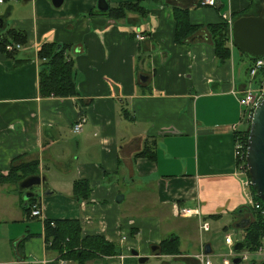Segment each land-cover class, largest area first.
<instances>
[{"label":"crops","instance_id":"0c3cea01","mask_svg":"<svg viewBox=\"0 0 264 264\" xmlns=\"http://www.w3.org/2000/svg\"><path fill=\"white\" fill-rule=\"evenodd\" d=\"M107 2H139L144 10L114 19L100 13L98 0L0 3V174L17 158L38 159L48 181L25 198L0 175V264H76L45 240V222L62 219L79 220L82 236L102 235L121 249L88 264H197L196 254L208 246L211 258L213 245L200 218L177 215L176 205L199 207L209 222L229 217L225 236L248 218L234 126H247L239 97L252 61L231 42L232 55L219 60L206 26L223 13L264 14V0ZM174 7L190 9L203 30L177 43ZM10 29L27 34L25 43L12 41L23 45L19 61L1 47ZM45 43L65 46L78 95L41 96L38 51ZM79 116L87 121L78 133ZM144 148L153 157L136 156ZM77 180L88 181V199L74 195ZM47 188L54 192L44 195ZM34 204L42 217L31 216ZM162 246L167 252L156 255Z\"/></svg>","mask_w":264,"mask_h":264},{"label":"trees","instance_id":"16d2710c","mask_svg":"<svg viewBox=\"0 0 264 264\" xmlns=\"http://www.w3.org/2000/svg\"><path fill=\"white\" fill-rule=\"evenodd\" d=\"M251 8L244 12L235 14L234 19L250 13ZM144 7L139 5V2H125L116 6L110 7L105 12H100L114 19H122L132 11H143ZM253 15V14H249ZM264 15V14H263ZM173 16L175 21V41L182 43L187 39L195 37L203 30L201 24L193 23L190 16V9L183 7H174ZM207 33L212 38L215 47L216 55L219 60L225 61L232 55L231 49L228 46L230 42V28L224 20L217 23L208 24L206 26ZM136 37V36H135ZM12 41L25 43L27 41V34L24 31L10 29L8 37L1 41V47L7 56L15 58L16 51L11 52L6 50V46ZM58 44L45 43L38 51L40 63L39 72V90L42 97L58 96L67 98L78 95L76 82V69L71 60H67L66 48ZM244 54V53H243ZM245 55V54H244ZM17 60V58H15ZM251 59V58H250ZM255 59H251L252 63ZM19 61V60H17ZM21 62H17L20 64ZM264 75V70H261L258 75ZM250 122L243 129L235 132L237 140H242L247 143L249 136ZM148 155L150 158L153 155L148 154V149L144 148L141 152L136 154ZM39 161L34 159L32 161H24L17 158L9 172L1 175L3 183H13L18 185L23 179L31 175L39 174ZM254 193L256 191L253 188ZM91 187L86 180H77L74 183V195L78 199H88L90 196ZM257 195V194H256ZM264 207L263 200L258 197ZM28 208V207H26ZM248 211L251 217V222L243 228V240L248 243V250L255 251L259 247L264 236V213L262 211H252L247 206L243 208ZM55 226L51 225V220L45 222V240L48 246L59 252L63 257L72 259L76 264H88L89 261L96 259L99 256H112L120 254V247L105 239L102 235H87L82 236V227L79 220L62 219L53 220ZM161 252L166 253L167 250L162 246L159 248ZM158 252V251H157ZM155 252V254L157 253Z\"/></svg>","mask_w":264,"mask_h":264},{"label":"water","instance_id":"95a60500","mask_svg":"<svg viewBox=\"0 0 264 264\" xmlns=\"http://www.w3.org/2000/svg\"><path fill=\"white\" fill-rule=\"evenodd\" d=\"M64 0H52L53 5L59 7ZM107 0H98V9L107 11L109 9ZM3 18H0V28L3 27ZM231 42L251 59H259L264 57V15H243L237 18L231 28ZM246 160L252 185L257 195L264 202V98L262 102L254 110L249 136L247 141ZM47 178L41 175H31L19 182L18 186L21 191H26L25 198L34 195L32 191L35 187L47 186ZM54 191L47 188L44 195L52 194ZM124 196L118 195L117 200L121 202ZM251 222V217L240 220L239 225L245 227ZM264 224V222H263ZM158 247L154 246L153 251ZM248 248L245 240L237 241L234 244V251L240 253ZM208 253V246L206 247ZM134 255H138L137 250H132ZM159 255V251L156 253ZM149 259L147 256H140V262L144 263ZM241 257L236 256L233 259L234 264L241 263ZM264 264V262H262Z\"/></svg>","mask_w":264,"mask_h":264},{"label":"built area","instance_id":"2783aa9c","mask_svg":"<svg viewBox=\"0 0 264 264\" xmlns=\"http://www.w3.org/2000/svg\"><path fill=\"white\" fill-rule=\"evenodd\" d=\"M4 0H0V3H3ZM217 0H202V5L204 6H216ZM222 19L227 22L230 28V41H231V28L234 23V18L228 13L222 14ZM136 38L138 40L144 39V36L141 32L136 33ZM23 48L22 44L19 43H9L6 46L7 51H18ZM261 70H264V58L255 59L249 69V82L247 87L241 92L239 97V103L245 110L242 113V120L244 122H251L254 110L262 102L264 98V75H261L257 79L258 74ZM87 119L83 116H79L77 121L74 123L73 130L75 132H81L83 130L84 124ZM235 132L238 131L236 126H234ZM246 151L247 143H244L242 140H237L235 137V155H236V164H237V176L240 179L242 193L245 198L247 208L252 211H262L264 213V207L260 200L253 191L252 180L249 174L247 160H246ZM174 212L179 216H191L195 215L200 218V227L202 231H209L211 229L210 222L203 217L202 211L199 207H187V206H178L174 208ZM31 216L33 217H42V209L38 204H34L31 211ZM51 225L55 226V221L51 220ZM225 243L232 247L234 240L232 235L228 234L225 236ZM251 252H256L258 255H264V236L261 240V243L257 250L255 251H243L239 255L243 261H247L250 258ZM230 254L235 256V252L231 249ZM197 264H213L209 254L203 248L198 254H196ZM264 260V259H263Z\"/></svg>","mask_w":264,"mask_h":264},{"label":"rangeland","instance_id":"374dc122","mask_svg":"<svg viewBox=\"0 0 264 264\" xmlns=\"http://www.w3.org/2000/svg\"><path fill=\"white\" fill-rule=\"evenodd\" d=\"M34 189L39 190V187H35ZM249 214L250 213L247 211L246 217H250ZM250 215H253V214H250ZM228 219L229 217H226L225 219L219 222H217L216 219H211V222H210L211 229L209 230V232L207 231V237L208 239H210L213 245L214 251H215L211 256L213 264H225V259L227 260V264H234L233 256L229 254L231 249L226 246V243H224L225 242V234H224L225 228L223 226L227 224L226 221ZM243 228L241 229L239 228L236 229L234 227L228 228L229 230L228 232L231 233L230 235H232L233 240L235 242L240 241L244 238ZM263 259H264V255H258L256 252H251L249 260L241 262V264H262V262H264Z\"/></svg>","mask_w":264,"mask_h":264}]
</instances>
